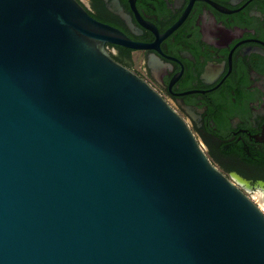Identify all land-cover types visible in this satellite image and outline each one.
I'll return each instance as SVG.
<instances>
[{
  "label": "water",
  "instance_id": "water-1",
  "mask_svg": "<svg viewBox=\"0 0 264 264\" xmlns=\"http://www.w3.org/2000/svg\"><path fill=\"white\" fill-rule=\"evenodd\" d=\"M76 0H0V264H264V210Z\"/></svg>",
  "mask_w": 264,
  "mask_h": 264
},
{
  "label": "flooded vegetation",
  "instance_id": "flooded-vegetation-1",
  "mask_svg": "<svg viewBox=\"0 0 264 264\" xmlns=\"http://www.w3.org/2000/svg\"><path fill=\"white\" fill-rule=\"evenodd\" d=\"M76 1L138 47L105 44L186 122L208 160L262 207L264 0Z\"/></svg>",
  "mask_w": 264,
  "mask_h": 264
},
{
  "label": "rangeland",
  "instance_id": "rangeland-1",
  "mask_svg": "<svg viewBox=\"0 0 264 264\" xmlns=\"http://www.w3.org/2000/svg\"><path fill=\"white\" fill-rule=\"evenodd\" d=\"M255 202H256V201H255ZM259 204L262 205V203H261L260 201H259ZM262 207H263V208H262ZM262 207H261V208L264 210V205H262Z\"/></svg>",
  "mask_w": 264,
  "mask_h": 264
},
{
  "label": "bare ground",
  "instance_id": "bare-ground-1",
  "mask_svg": "<svg viewBox=\"0 0 264 264\" xmlns=\"http://www.w3.org/2000/svg\"><path fill=\"white\" fill-rule=\"evenodd\" d=\"M240 182V181H239ZM263 200V199H262Z\"/></svg>",
  "mask_w": 264,
  "mask_h": 264
}]
</instances>
